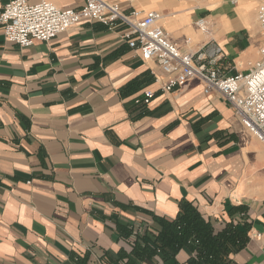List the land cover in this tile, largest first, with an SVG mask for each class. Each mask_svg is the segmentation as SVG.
<instances>
[{
  "label": "crops",
  "instance_id": "obj_1",
  "mask_svg": "<svg viewBox=\"0 0 264 264\" xmlns=\"http://www.w3.org/2000/svg\"><path fill=\"white\" fill-rule=\"evenodd\" d=\"M40 1L84 2L28 0ZM110 1L160 12L183 50L217 43L224 74L260 58L263 0ZM124 28L83 19L19 47L0 25V264H111L131 250L132 225L157 233L155 219H174L183 200L216 232L244 220L247 241L229 264H263L264 143L198 81L163 92L167 75L129 47ZM144 90L153 98L136 103ZM189 256L181 248L175 259Z\"/></svg>",
  "mask_w": 264,
  "mask_h": 264
},
{
  "label": "built area",
  "instance_id": "obj_2",
  "mask_svg": "<svg viewBox=\"0 0 264 264\" xmlns=\"http://www.w3.org/2000/svg\"><path fill=\"white\" fill-rule=\"evenodd\" d=\"M161 17L158 11L143 13L132 9L125 12L117 2L110 0H84L78 8H61L49 1L10 0L0 9L5 38L19 47H27L33 41H50L83 19L98 21L111 30L124 25L122 38L129 47L138 49L143 59L154 60L167 75L160 87L163 92L198 81L204 93H221L243 126L264 143V0L258 14L263 33L260 58L246 73H222L218 66L222 50L213 41L195 51L183 50L163 30ZM197 25L205 30L202 20ZM190 41V38L184 39L185 44ZM153 96L152 90H144L143 97H137L135 102L148 104ZM145 230L150 231L149 226H131L130 247Z\"/></svg>",
  "mask_w": 264,
  "mask_h": 264
},
{
  "label": "trees",
  "instance_id": "obj_3",
  "mask_svg": "<svg viewBox=\"0 0 264 264\" xmlns=\"http://www.w3.org/2000/svg\"><path fill=\"white\" fill-rule=\"evenodd\" d=\"M179 212L172 220L155 219L160 229L157 233L145 230L135 239L129 252H119L111 264H229L230 255L244 247L249 226L244 220L230 221L220 231L204 219L190 202L183 200ZM131 230L128 234L130 235ZM181 248L190 252L184 263L175 256Z\"/></svg>",
  "mask_w": 264,
  "mask_h": 264
}]
</instances>
